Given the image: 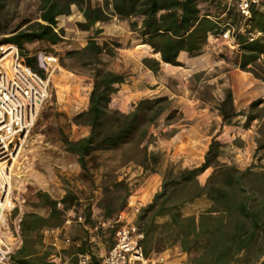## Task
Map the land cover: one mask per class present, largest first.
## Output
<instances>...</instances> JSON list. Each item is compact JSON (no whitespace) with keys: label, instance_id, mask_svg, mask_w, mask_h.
I'll list each match as a JSON object with an SVG mask.
<instances>
[{"label":"trees","instance_id":"obj_1","mask_svg":"<svg viewBox=\"0 0 264 264\" xmlns=\"http://www.w3.org/2000/svg\"><path fill=\"white\" fill-rule=\"evenodd\" d=\"M5 1L0 0V8ZM71 5L82 16L77 26L83 30L111 17L131 18L128 26L141 42L135 49L159 58L141 59L145 69L152 73L159 70L160 63L181 66L177 60L180 51L188 56L199 55L207 33L219 30V16L224 12V19L233 26L237 51L235 66L264 81V10L251 5L250 16L244 22V30L240 31L241 17L234 7L225 10L223 0H204L203 3L200 0H103L99 5L91 4L90 0H39L33 24L12 32L2 42L14 44L25 65L40 73L35 56L30 55L26 47L35 41H43L51 48L62 44L64 31L59 19L69 14ZM99 32L100 29H94L83 38L81 48L96 53L106 50V45L96 42L95 35ZM256 33L259 34L254 35ZM124 79L121 73L95 70L86 108L72 116L73 123L88 127V133L76 140H69L65 135L61 137L65 150L76 156L81 178L91 177V169L97 166L95 153L117 149H123L124 162H133L145 173L156 172L163 157L161 152L147 150L148 143L153 140L149 127L162 116L167 125L182 119L181 112L171 106L166 96L142 98L129 112L119 111V85ZM260 103L262 105L258 106ZM216 109L221 126L237 125L240 117V126L248 128L251 121L256 120L255 153L264 151V102L261 99L251 101L247 109L236 111L231 90L227 88ZM175 132L176 129H172L169 137ZM226 142V137L215 133L198 165L179 167L169 163L164 167L159 189L139 208L135 217L142 235L139 244L144 256L177 245L181 252L191 255L186 264H228L238 257L245 263H261L264 258V166L258 163L238 169L232 163L219 162ZM207 168L211 171L200 184L197 176ZM132 187L123 180H112L109 186L100 187L101 196L96 201L101 216L99 224L112 222L124 207ZM35 197L37 203L48 207V213L45 217L33 212L20 216L21 244L9 264H54L47 260L46 253L36 256L34 241L25 234L45 226L60 225L64 221V211L73 207L76 198L68 191L58 199L40 191L35 192ZM201 197L209 203L205 209L196 215L182 211ZM57 203L62 207L57 208ZM80 217L88 228L97 224L90 215L89 205L84 206ZM105 227H109L112 235L113 227ZM87 240L88 235L76 246L78 253L85 252ZM111 243L112 239L109 246Z\"/></svg>","mask_w":264,"mask_h":264},{"label":"rangeland","instance_id":"obj_2","mask_svg":"<svg viewBox=\"0 0 264 264\" xmlns=\"http://www.w3.org/2000/svg\"><path fill=\"white\" fill-rule=\"evenodd\" d=\"M102 1L90 0V3L99 5ZM200 1L203 3L204 0ZM38 2L39 0L5 1L4 6L0 8V42L12 32L27 29L33 24L37 17ZM130 19L120 20L111 17L108 21L102 22L101 28L96 22L93 27L83 30L77 26V22L83 20L82 16L77 8L71 5L69 14L62 15L59 19L64 31L62 44L51 48L43 41H35L26 47L30 55L50 52L56 55L57 59L46 69L39 68L36 64L49 89L21 149L26 150L19 166V176L23 174V179L11 190L14 207L9 225L12 226L13 218H20L26 212L43 217L47 215L48 207L37 203L36 191L44 192L53 199L60 198L67 191L73 194L76 199L72 203L68 223L63 221L58 226H45L36 232L25 234L34 241L33 249L36 256L46 253L47 260L54 264H68L78 253L75 248L79 242L87 239V226L83 223L82 217L79 220L78 217L82 216L85 205H89L93 220L99 216L96 201L101 196V186L104 184L109 186L112 180H123L128 187L139 186L136 198L141 202V206H144L148 203L146 201L150 194L159 189L161 172L167 164L192 167L202 161L211 138L209 135L215 127V133L226 137L227 140L220 151L219 162L232 163L238 169L258 163L264 166V151L255 153L256 120L251 121L248 128L240 126L242 122L240 117L237 118L239 120L237 125L222 127L220 124L217 128L213 123L214 109L227 88L231 90L233 107L239 106L234 107L236 111L247 109L248 104L255 99L264 102V81L235 66L236 49H231L224 38L216 41L209 38L196 57L198 61L196 64L191 65V61L185 59L181 66L163 63L156 73L148 72L141 59L156 57L148 53H139L135 49L141 42L128 26ZM94 29H100L95 35L96 42L99 45H106L107 48L99 53L81 48V40ZM206 52L211 54V61L208 68L202 70L201 57L206 56ZM97 69L124 75L125 80L119 85L120 99L117 105L119 111L129 112L136 101L142 98L166 96L170 99L171 106L181 112V121L167 125L162 116L149 127L153 140L148 143L147 150L161 152L163 157L156 172L145 173L133 162H124L123 149H117L95 153L97 166L91 169V177L88 179L79 177L76 156L65 150L61 137L65 135L69 140H76L88 133V127L73 123L72 116L86 108L92 75ZM133 78L140 82L132 81ZM261 105L260 103L258 106ZM192 106L204 107L210 111L213 118L209 128L190 126L191 120H183L181 108L191 109ZM172 129H176V132L169 137ZM210 171L211 169L207 168L197 176L200 184L204 183ZM144 179H147L146 182ZM208 205V201L201 197L186 205L182 211L196 215ZM50 228L57 230L52 233L45 232V229ZM97 236L98 240L94 239L93 242L87 240L84 246L85 252L93 260L104 254L112 239L109 227L105 226L101 232H97ZM65 238L68 239L67 242ZM167 249L170 250V255L176 256L173 254L175 252L173 246ZM190 257L191 255H187V262ZM228 264L251 263H245L238 257Z\"/></svg>","mask_w":264,"mask_h":264},{"label":"built area","instance_id":"obj_3","mask_svg":"<svg viewBox=\"0 0 264 264\" xmlns=\"http://www.w3.org/2000/svg\"><path fill=\"white\" fill-rule=\"evenodd\" d=\"M263 2L264 0H223L225 10L234 7L241 17L240 31L244 30V22L250 16L251 5L264 10ZM224 14L222 12L219 16L220 19L223 18L219 22V30L215 33H207L206 40L210 38L216 41L224 38L231 49L235 50L233 26L224 19ZM33 55L37 66L42 69H46L57 59L56 55L50 52ZM47 94V81L41 74L25 65L18 48L12 43L0 42V264H9L13 253L21 244L18 227L20 218H13L12 226L9 225L10 214L14 207L10 185L11 173L37 111ZM136 189V186L130 189L124 207L115 214L111 223H97L87 229L88 242H93V234L100 226L113 227L112 243L104 254L99 259L93 260L87 253H76L68 264H154L163 261L159 253L144 256L139 244L142 235L136 227L135 217L142 204L136 198ZM56 207L62 206L57 203ZM70 211L71 208L64 211L65 223L69 222ZM55 230L57 228H50L45 229V232L52 233ZM65 241L67 242L68 239L65 238ZM259 264H264V258Z\"/></svg>","mask_w":264,"mask_h":264},{"label":"crops","instance_id":"obj_4","mask_svg":"<svg viewBox=\"0 0 264 264\" xmlns=\"http://www.w3.org/2000/svg\"><path fill=\"white\" fill-rule=\"evenodd\" d=\"M102 22H98V27L101 28L102 26ZM197 56H188L185 52L183 51H180L177 55V60L180 62V63H185V59H187L188 61H191V65L192 63H197V59H196ZM201 68L200 69H207L208 68V65L211 61V54L209 52H206V56H202L201 57ZM164 64H167V63H164ZM162 64L160 63L159 65V69H161V66ZM170 65V64H168ZM173 66V65H172ZM150 72V71H148ZM137 79V78H136ZM125 80V79H124ZM135 78H133L132 81H134ZM135 81H139L140 80H135ZM122 84V83H121ZM123 103H120V105H122ZM235 108L236 107H239V106H234ZM181 111L183 113V120H191V125L190 126H195V127H198V126H201V127H205V128H209L210 125H211V121H212V115L210 113V111H208V109L206 110L204 107H200V108H197L196 106H192L191 109H182L181 108ZM219 115L217 113V109L215 108L214 109V121L213 123L217 126L221 124V120L219 119ZM262 120L264 121V116L262 118ZM223 127V126H222ZM216 131V127L213 129V131L211 132V134L209 135V137H211ZM146 182L147 179H144ZM145 184V183H144ZM136 187H139V186H136ZM138 189H136L137 191ZM154 192H152L150 194V196L148 197L147 201L146 202H149L152 195H153ZM97 213H99V216L97 217L99 220H96L97 218H95V221L96 223H99L100 222V219H101V216H100V211L99 209H97ZM86 229H88V227H86ZM93 237L94 239L98 240V236H97V232H95L93 234ZM88 238H89V234H88ZM173 249L175 250V252L173 254H176V256H172L170 255V250L167 249L163 252H160L159 254L163 257V261L162 262H156L154 264H186L187 261H186V257H187V254L184 253V252H181V250L179 249L178 246H173ZM86 253V252H84Z\"/></svg>","mask_w":264,"mask_h":264},{"label":"bare ground","instance_id":"obj_5","mask_svg":"<svg viewBox=\"0 0 264 264\" xmlns=\"http://www.w3.org/2000/svg\"><path fill=\"white\" fill-rule=\"evenodd\" d=\"M51 74V73H50ZM49 89V88H48ZM32 144V143H31ZM30 144V145H31ZM30 147V146H29ZM32 147V146H31ZM23 151V150H22ZM20 151V154H18V158H17V160H16V162H15V165H14V169H13V172L11 173V183H10V185L12 186V187H15L17 184H19V182L23 179L22 178V176H23V174L21 175V176H19V166H20V164L22 163V161H23V158H24V153H25V151ZM29 151V150H28ZM21 157V159H19ZM24 176H27V175H24ZM28 178H30L29 176H27ZM6 204V203H5Z\"/></svg>","mask_w":264,"mask_h":264},{"label":"water","instance_id":"obj_6","mask_svg":"<svg viewBox=\"0 0 264 264\" xmlns=\"http://www.w3.org/2000/svg\"><path fill=\"white\" fill-rule=\"evenodd\" d=\"M156 59H159V58H156Z\"/></svg>","mask_w":264,"mask_h":264}]
</instances>
